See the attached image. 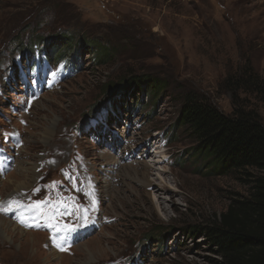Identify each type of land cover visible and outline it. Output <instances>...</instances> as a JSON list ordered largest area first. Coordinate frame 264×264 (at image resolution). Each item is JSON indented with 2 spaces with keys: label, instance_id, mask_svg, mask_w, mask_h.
Returning a JSON list of instances; mask_svg holds the SVG:
<instances>
[{
  "label": "rangeland",
  "instance_id": "374dc122",
  "mask_svg": "<svg viewBox=\"0 0 264 264\" xmlns=\"http://www.w3.org/2000/svg\"><path fill=\"white\" fill-rule=\"evenodd\" d=\"M248 65L264 79V0H0V264H222L203 228L245 176L176 119L234 93L264 125L228 88Z\"/></svg>",
  "mask_w": 264,
  "mask_h": 264
},
{
  "label": "trees",
  "instance_id": "16d2710c",
  "mask_svg": "<svg viewBox=\"0 0 264 264\" xmlns=\"http://www.w3.org/2000/svg\"><path fill=\"white\" fill-rule=\"evenodd\" d=\"M229 79L230 91L244 90L264 101V79L251 66ZM142 80L155 90L164 83L132 76L122 88L138 87ZM231 99L234 109L226 114L190 91L183 96L176 123L192 134L198 154L215 172L245 176L246 193L230 197L220 216L203 228L222 264H264V125L255 111L237 107L234 93Z\"/></svg>",
  "mask_w": 264,
  "mask_h": 264
},
{
  "label": "snow or ice",
  "instance_id": "6c2138e0",
  "mask_svg": "<svg viewBox=\"0 0 264 264\" xmlns=\"http://www.w3.org/2000/svg\"><path fill=\"white\" fill-rule=\"evenodd\" d=\"M34 192L36 191H39V189H33ZM44 203H46V201H37L35 202V204L33 205H29L28 207H36V206H39V205H43ZM15 204L17 207H22L23 205H21L18 201H8L7 202V205H13ZM9 210L8 207L5 205L4 202H0V211H7ZM78 219L82 218L81 216H77ZM18 222L23 224L24 226H27V227H32V226H36V225H33V224H28L27 222V219L23 218V217H19L18 218ZM82 226H87L86 224L85 225H82ZM51 227V225H50ZM60 230H66L68 232H75L76 231V228H68L66 225L63 226ZM61 250H63V246H60Z\"/></svg>",
  "mask_w": 264,
  "mask_h": 264
},
{
  "label": "bare ground",
  "instance_id": "6f19581e",
  "mask_svg": "<svg viewBox=\"0 0 264 264\" xmlns=\"http://www.w3.org/2000/svg\"><path fill=\"white\" fill-rule=\"evenodd\" d=\"M156 145V144H155ZM34 168H35V166H34ZM32 170V169H31ZM128 172V171H127ZM24 174H25V172H24ZM30 174H31V172H30ZM35 175V174H34ZM143 181H145L146 183H148V180H143ZM18 183V182H17ZM25 183V182H24ZM150 183V182H149ZM22 185V184H21ZM21 185H20V187H21ZM1 221V220H0ZM6 226V225H5ZM11 227V226H10ZM1 228V227H0ZM3 229V228H2ZM32 233V232H31ZM35 235V234H34ZM30 236V235H29Z\"/></svg>",
  "mask_w": 264,
  "mask_h": 264
}]
</instances>
